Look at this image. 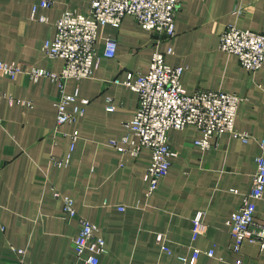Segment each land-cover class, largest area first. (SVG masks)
Instances as JSON below:
<instances>
[{
	"label": "crops",
	"instance_id": "0c3cea01",
	"mask_svg": "<svg viewBox=\"0 0 264 264\" xmlns=\"http://www.w3.org/2000/svg\"><path fill=\"white\" fill-rule=\"evenodd\" d=\"M50 1L49 8H40L35 0H0V61L27 72L60 73L62 61L48 59L43 44L53 39L54 23L64 13L89 15L91 0ZM34 5L36 19L31 18ZM40 16L46 22H39ZM229 27L264 35V0H179L175 35L168 41L129 16L118 28L100 27L92 75L65 86L66 94L76 95L68 113L81 100L88 103L74 122L61 126L55 81L0 73V264H16L13 250L18 249L26 264H83L73 249L80 226L64 213V197L73 201L79 218L97 226L106 247L99 264H182L180 258H191L194 249L201 252L195 264H264V249L256 244L244 243L239 254L232 251L226 225L250 191L256 158L264 155V65L249 72L235 55L219 49ZM107 39L117 43L113 58L104 56ZM157 52L165 54L168 66L183 68L186 93L210 90L239 97L234 129L250 139L244 143L223 134L202 150L194 145L201 137L194 126L169 130L175 157L147 195L150 153L142 148L133 157L110 144H121L126 136L137 144L125 126L135 115L138 96L112 82L129 73L146 74ZM63 160L67 164L58 167ZM197 213L203 214L205 230L193 240ZM255 223L264 225L260 202Z\"/></svg>",
	"mask_w": 264,
	"mask_h": 264
},
{
	"label": "built area",
	"instance_id": "2783aa9c",
	"mask_svg": "<svg viewBox=\"0 0 264 264\" xmlns=\"http://www.w3.org/2000/svg\"><path fill=\"white\" fill-rule=\"evenodd\" d=\"M40 8H49L50 0H35ZM179 8V0H91L89 15L73 12L64 13L55 23V34L52 40L43 44L44 55L63 63L59 74H49L43 70L25 69L14 63L0 61V73L13 77L18 74H29L33 80L39 77H50L56 82L58 96L55 102L56 124H70L77 116H81L87 100L80 101V107L72 113L66 111L67 106L76 102V95L65 93L68 80L79 81L89 78L97 64L95 42L100 27L118 28L122 19L132 17L145 31L152 32L168 41L175 35V16ZM37 5L32 8L31 18L36 19ZM46 22L44 16L37 19ZM104 56L113 58L117 43L107 39L104 44ZM219 49L227 54L235 55L240 66L249 72H255L264 65V35L227 28L220 36ZM168 49L166 54H170ZM165 54L154 53L146 74L129 73L123 81L114 80L138 96L136 112L131 122L126 124L129 134L137 139V144L128 142L124 137L121 144L112 141L110 144L118 152L129 151L133 157L140 149H146L151 156L144 180L148 185L147 195L152 194L158 181L165 177L171 158L175 153L171 150L167 132L183 130L186 126H194L201 134L194 145L202 150L212 146V138L230 134L246 143L250 136L237 133L234 129L237 109L241 99L235 95L219 91L196 90L186 93L180 83L183 68L168 66L164 61ZM113 108L108 107L111 111ZM72 138L71 149L75 144ZM128 146V150L124 147ZM264 149V141L260 142ZM67 160L56 162L58 167L65 166ZM256 168L249 193L244 197L238 210L227 221L229 233L234 240L232 251L239 254L244 243L256 244L264 249V225L255 223L256 202L264 205V155L255 160ZM58 197V195H55ZM63 211L69 219H77L80 229L73 242L76 257L83 264H99L98 257L106 253L104 240L97 235L98 228L77 216L73 201L64 197ZM119 210H123L119 208ZM205 230L203 214L197 213L192 219V239L196 240ZM16 264H26L23 250H13ZM200 250L194 249L189 259L180 258L182 264H195ZM212 256V252H207Z\"/></svg>",
	"mask_w": 264,
	"mask_h": 264
}]
</instances>
